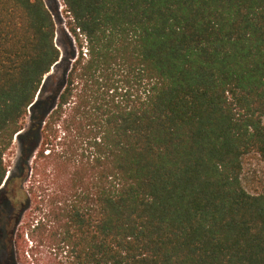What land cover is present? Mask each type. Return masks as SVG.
Returning a JSON list of instances; mask_svg holds the SVG:
<instances>
[{
  "label": "trees",
  "instance_id": "1",
  "mask_svg": "<svg viewBox=\"0 0 264 264\" xmlns=\"http://www.w3.org/2000/svg\"><path fill=\"white\" fill-rule=\"evenodd\" d=\"M62 1L58 43L45 0H0V255L264 264V0Z\"/></svg>",
  "mask_w": 264,
  "mask_h": 264
},
{
  "label": "rangeland",
  "instance_id": "2",
  "mask_svg": "<svg viewBox=\"0 0 264 264\" xmlns=\"http://www.w3.org/2000/svg\"><path fill=\"white\" fill-rule=\"evenodd\" d=\"M49 8L54 12V17L58 21L59 32L57 34L58 43L62 33V27H64L65 32L69 37H72L71 33L66 28L67 21L69 18L64 12L65 5L62 0H45ZM58 9V14H57ZM65 33L63 32V38H65ZM19 155L18 143L15 144L11 154H9L8 159L15 161ZM32 163V162H31ZM243 173L242 180L245 188L254 194H264V155L259 153H251L243 158ZM36 205V202L35 204ZM28 217L24 218L26 222ZM12 220V215L9 217ZM23 228V226H22ZM22 229H20V233ZM33 240L30 236L26 235L21 239L17 246V259L12 257L10 250L4 245L1 250L0 264H36L33 258ZM37 254L41 258L42 264H56L62 258L58 252L50 247H40L37 249Z\"/></svg>",
  "mask_w": 264,
  "mask_h": 264
},
{
  "label": "water",
  "instance_id": "3",
  "mask_svg": "<svg viewBox=\"0 0 264 264\" xmlns=\"http://www.w3.org/2000/svg\"><path fill=\"white\" fill-rule=\"evenodd\" d=\"M54 71V68L52 69L51 73ZM50 74V73H49ZM48 76V75H47ZM47 76L45 77V79L47 78Z\"/></svg>",
  "mask_w": 264,
  "mask_h": 264
}]
</instances>
